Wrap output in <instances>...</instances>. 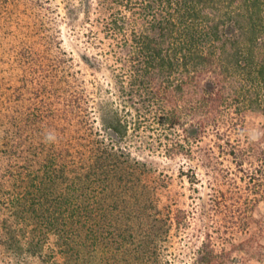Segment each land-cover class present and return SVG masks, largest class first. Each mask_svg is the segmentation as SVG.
Instances as JSON below:
<instances>
[{
  "label": "trees",
  "instance_id": "16d2710c",
  "mask_svg": "<svg viewBox=\"0 0 264 264\" xmlns=\"http://www.w3.org/2000/svg\"><path fill=\"white\" fill-rule=\"evenodd\" d=\"M1 10L32 40L0 92V264H173L184 208L158 156L196 158L235 224L264 200V134L246 131L264 127V0H0L3 31ZM66 24L104 48L89 66L111 87Z\"/></svg>",
  "mask_w": 264,
  "mask_h": 264
},
{
  "label": "rangeland",
  "instance_id": "374dc122",
  "mask_svg": "<svg viewBox=\"0 0 264 264\" xmlns=\"http://www.w3.org/2000/svg\"><path fill=\"white\" fill-rule=\"evenodd\" d=\"M1 11V23L5 27L0 31V88L2 85L7 88L22 83L19 81V69L13 68L17 64L13 45L26 46L32 36L28 29L18 26L16 18L20 17L17 14L6 15V10ZM63 29L64 47L76 59L75 62L79 64L77 68H84L91 77H100L106 87H111L113 75L106 64L98 65V68L89 66L91 61L98 62L96 59L106 58L101 55L105 52L104 48L89 39L84 26L66 24ZM246 131L253 139L262 138L263 118L259 113L248 117ZM153 160V164L174 174L172 194L179 193L180 205L184 208L178 212L182 221L171 225L168 250L173 264H264V200L256 203L251 210H248L245 202H239L243 210L235 213L234 220L238 221L235 224L226 211L217 213L214 209L210 187L212 182L196 158L158 156ZM225 164L235 167L232 158H227ZM201 258L205 259V263L200 261Z\"/></svg>",
  "mask_w": 264,
  "mask_h": 264
}]
</instances>
